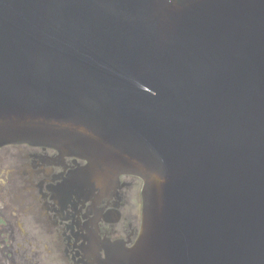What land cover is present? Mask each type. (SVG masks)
<instances>
[{
  "label": "water",
  "instance_id": "1",
  "mask_svg": "<svg viewBox=\"0 0 264 264\" xmlns=\"http://www.w3.org/2000/svg\"><path fill=\"white\" fill-rule=\"evenodd\" d=\"M143 182L102 264H264V0H0V146Z\"/></svg>",
  "mask_w": 264,
  "mask_h": 264
},
{
  "label": "flooded vegetation",
  "instance_id": "2",
  "mask_svg": "<svg viewBox=\"0 0 264 264\" xmlns=\"http://www.w3.org/2000/svg\"><path fill=\"white\" fill-rule=\"evenodd\" d=\"M86 167L50 147L0 146V264H102L134 246L142 180L101 188Z\"/></svg>",
  "mask_w": 264,
  "mask_h": 264
}]
</instances>
